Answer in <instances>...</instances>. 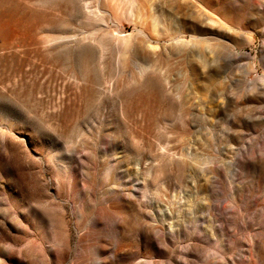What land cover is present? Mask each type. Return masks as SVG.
<instances>
[{
    "label": "rangeland",
    "instance_id": "rangeland-1",
    "mask_svg": "<svg viewBox=\"0 0 264 264\" xmlns=\"http://www.w3.org/2000/svg\"><path fill=\"white\" fill-rule=\"evenodd\" d=\"M0 264H264V0H0Z\"/></svg>",
    "mask_w": 264,
    "mask_h": 264
},
{
    "label": "bare ground",
    "instance_id": "bare-ground-1",
    "mask_svg": "<svg viewBox=\"0 0 264 264\" xmlns=\"http://www.w3.org/2000/svg\"><path fill=\"white\" fill-rule=\"evenodd\" d=\"M224 26H225V23H224Z\"/></svg>",
    "mask_w": 264,
    "mask_h": 264
}]
</instances>
